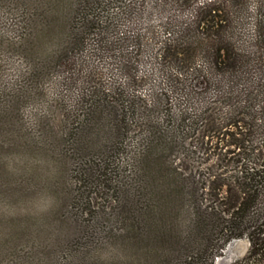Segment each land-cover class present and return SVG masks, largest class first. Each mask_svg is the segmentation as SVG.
<instances>
[{
  "label": "trees",
  "instance_id": "16d2710c",
  "mask_svg": "<svg viewBox=\"0 0 264 264\" xmlns=\"http://www.w3.org/2000/svg\"><path fill=\"white\" fill-rule=\"evenodd\" d=\"M0 1L24 8L30 1L33 10L39 8L34 0ZM121 2L52 3L51 13L61 14L64 21V39L46 54V65L34 62L28 68L27 79H36L47 66L48 70L61 67L76 70L68 81L80 86L73 106L62 101L58 123L50 126L47 117H41L43 126L30 138L32 149L41 153L36 161L43 164L39 169L31 165L8 170L11 149L18 147L24 134L32 133L20 115L23 98L31 97V91L14 86L7 92L0 84V205L39 190L49 201L47 212L38 218L11 219L12 229L0 243V254H8L7 264H75L76 256L91 264H214L229 243L246 239L247 253L228 264H264V0L202 1L192 8L193 24L181 27L173 45L164 43L176 50L193 43L197 26V45L205 53L197 54L201 59L197 67L188 62L193 57L186 60L173 54L181 67L191 69L189 77L185 75L189 84L197 80V91L190 86L185 97L197 105L193 108L197 121L205 119L199 113H209V129L197 133L208 150L212 140L229 138L217 154L222 168H231L197 172V184L173 159L183 149L185 128L192 119L189 108L163 110V99L150 108L146 103L138 106L139 99L128 94L125 81L88 86V79L82 78L81 53L88 40L96 43L97 33L105 34L117 23L120 17L110 16L109 11ZM62 5L66 7L59 9ZM206 10L213 19L223 20L208 30L207 42L198 30L200 13ZM42 16L39 11L35 19ZM248 18L251 42L237 48L235 43L243 39L235 26L244 27ZM49 26L50 21L37 27L36 37L43 40L53 34ZM134 60L122 54L120 67L131 62L133 66ZM159 67V74L175 73ZM182 77L178 72L177 78ZM155 112H162V117ZM33 222L42 229L50 227L54 239L45 245L32 241L23 252L19 236L26 223L29 228ZM63 226L72 233L64 234ZM100 236L117 246L120 256L112 258L93 249ZM30 255L38 257L35 262Z\"/></svg>",
  "mask_w": 264,
  "mask_h": 264
},
{
  "label": "rangeland",
  "instance_id": "374dc122",
  "mask_svg": "<svg viewBox=\"0 0 264 264\" xmlns=\"http://www.w3.org/2000/svg\"><path fill=\"white\" fill-rule=\"evenodd\" d=\"M202 1L205 0H122L120 4L115 5L116 7L109 11L110 16L114 17L117 13V16L120 17L116 21L117 23L112 25L105 34L97 33L96 43L88 40L87 49L81 53L84 54L85 59L82 78L88 79L87 83L85 82L88 86L100 83L109 85L114 81L123 85L122 82L125 81L128 85V94L134 95V100L139 99L140 104H137L138 106L146 103L145 105L150 108L157 101L163 99V110L177 111L178 108H189L188 112L192 119L187 122V128H185L183 149L181 153L175 154L173 159L181 170L191 175V181L196 184L197 172H220L224 168L226 170L231 168L230 166L222 168L224 164L219 162L217 154L220 152L221 145L227 144L229 138L223 141L220 139L218 141L212 140L213 147L208 150L209 145L202 143L197 138V133L200 134L209 129L207 123L209 113H199L198 115L202 118L205 116V119L197 121V112L193 109L197 105L190 104L185 97L184 92L190 90V86L197 91V80L192 81L191 85L189 84L185 75L189 77L191 69L188 71L181 67L173 54H182V58L186 60L188 57H193L188 62L191 63V67H197V63L201 61L197 54H205L197 45V26L194 29L196 36L193 43L178 50L173 47L168 48V46L165 48L164 43L169 44L172 41L171 45H173V40L179 37L181 27H187L192 23V20H195L193 19L192 8ZM28 2L27 7L24 8L13 2L10 4L6 1H0V16H2L0 20V84L7 89V92H10V88L14 86L25 89V91H31V97L24 96L23 98L26 100L20 108V115L23 119L22 124L27 130H32V133L31 135L24 134L18 143V147L11 149L14 154L8 162L10 163L8 170H19V168H28L31 165L39 169L43 165L36 162L41 157V153L32 149L33 142L30 138H33L34 130L39 131V126H43L42 121H40L41 117H47L46 122L50 126L53 123H58L61 103L65 102L69 106H73L77 100L80 86L78 83L73 86L68 81L69 78L76 76V70L68 72L61 67L56 70H48L49 67L47 66V69H43L36 79H27L29 77L28 68L34 62H42V65L48 63L44 59L46 54H49L54 48H59L65 34H62L64 21L61 14L55 16L53 15L55 12L51 13L53 11L51 10L52 6L55 5L54 0H34L32 3L39 6L38 11L33 10L35 7ZM64 7L66 6L62 5L59 9ZM250 7V12H252L254 10L253 5ZM39 11L44 13L40 20L35 19V14ZM46 19L47 21H45ZM199 19L202 20V23H200L198 30L200 34L206 36L205 41L211 34L208 30L223 22L218 17L215 19L210 17L208 10L202 11ZM49 21V28L54 33L43 36V40L36 37L37 27L42 28ZM245 23L244 27L239 24L235 26L243 39V41L239 40L238 43H235L236 45L234 44L237 48H243L245 42L247 44L251 42L248 36L253 34L252 20L248 18ZM34 32L36 33L35 37L31 34ZM122 54H129L137 60L136 64L134 63L136 61H133L134 68L132 62L131 65L128 63L120 67ZM159 65L175 69L172 70L173 73L175 72L174 75H168V72L163 73V75L159 74ZM190 66L188 67L191 68ZM168 71L170 72V70ZM178 72L184 76L182 80L177 78ZM139 113L140 111H137V116L141 115ZM154 115L162 117V112H155ZM135 128L137 131L139 130L138 127ZM44 170L45 168L41 172ZM22 194L19 199L14 197L11 199V203L6 200L5 204L0 205V243L6 241L7 233L11 232L12 218L24 220L29 215L32 218H38L47 212L45 209L49 205V201L44 192L39 190L34 194H26V192ZM49 228L42 229L38 223L34 224V222L33 227L27 228L26 223V230L19 236L21 238L18 241L19 249L23 248L24 252L33 242L43 245L52 243L54 235ZM61 230L66 235L72 233V229H67L66 226H63ZM98 240L99 243H97ZM95 241L97 244L95 243L93 249H98V252L105 256H120L117 246L111 245L108 240L100 236V239ZM248 248L249 242L246 239L234 240L227 245L222 255L216 258L214 264L231 263L244 256ZM40 251L43 252L45 249L41 248ZM5 253L3 251L0 254V264H7L9 260L8 254L3 256ZM30 256H33L31 259L29 258L31 262H35L38 258L35 255ZM110 257L113 258V256ZM74 258L72 261L75 264H91L78 256ZM128 258L130 260L129 256Z\"/></svg>",
  "mask_w": 264,
  "mask_h": 264
}]
</instances>
